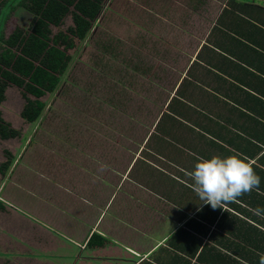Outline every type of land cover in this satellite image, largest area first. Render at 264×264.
<instances>
[{
	"label": "rangeland",
	"instance_id": "1",
	"mask_svg": "<svg viewBox=\"0 0 264 264\" xmlns=\"http://www.w3.org/2000/svg\"><path fill=\"white\" fill-rule=\"evenodd\" d=\"M183 14L176 0L105 1L90 34L84 40L73 39V48L66 51L69 67L54 92L38 98L45 108L34 123L19 115L25 103L22 92L11 85L5 89L1 118L18 136L0 140V264H71V257L56 245L31 242L38 234L26 228L28 222L19 213L50 226L56 238H71L73 231L80 234L77 224L70 225L72 211L67 210L74 204L78 168L92 162L93 146L105 144L103 133L109 129L118 135L105 137L106 141L136 140L166 100L165 90L175 82L182 84L173 68H182L193 52L190 49L197 47L188 44L186 28L177 26ZM28 19L27 13L19 20L9 15L2 34L7 36ZM71 25L67 16L50 30L65 33ZM88 189L92 194L98 191L95 185ZM36 191L42 199L33 202ZM85 200L93 210L106 203L100 195ZM73 241L76 252L82 251L80 245L85 248L82 241Z\"/></svg>",
	"mask_w": 264,
	"mask_h": 264
},
{
	"label": "crops",
	"instance_id": "2",
	"mask_svg": "<svg viewBox=\"0 0 264 264\" xmlns=\"http://www.w3.org/2000/svg\"><path fill=\"white\" fill-rule=\"evenodd\" d=\"M176 1L186 12L178 18L177 26L186 28L183 32L188 44L196 43L197 46L190 49L193 52L182 68H173L182 73L179 76L182 84L167 92L158 114L151 118L146 131H139L136 140L129 139L130 146L129 143L106 141V138L118 135L108 128L103 133L105 144L93 146L92 162L89 161L84 169L78 168L81 176L73 182L77 185L72 191L74 204L67 210L72 211L68 220L70 225L77 224L80 234L76 236L73 231L71 238H56L50 233V226L34 223L37 221L16 211L28 222L26 228L38 234L35 239L29 238L31 242L56 245L55 248H61L71 257V264H153L154 257L159 255L157 250L165 247L166 239L205 204L189 189L192 180L187 172L194 170L199 158L206 159L210 153L221 149L220 116H223V104L232 103L225 95L233 96L235 78L239 80L243 75L246 82L254 78L239 68L234 70L230 59L219 51L203 50V46L215 42L218 39L215 35L226 29L223 25L233 17L229 11L234 13L236 9L235 14L244 21L246 15L238 11L241 6L264 9V0ZM248 27L243 26L245 31ZM235 30L241 32L239 28ZM184 81L192 83L193 87L184 89L180 95ZM174 95L176 102L172 110L176 108L179 112L161 117L173 102ZM107 165L109 168L105 167ZM81 177L89 179L88 182ZM94 185L98 190L95 194L89 189L86 191ZM94 195H100L106 201L96 210L91 208L89 201L85 202ZM33 196V202L42 199L38 191ZM19 207L23 209L21 205ZM26 210L29 213L28 207ZM58 215L64 216L60 212ZM93 235L98 237L96 241L102 238L103 243L88 245ZM73 239L82 241L85 248L80 245L81 252L75 251Z\"/></svg>",
	"mask_w": 264,
	"mask_h": 264
},
{
	"label": "trees",
	"instance_id": "3",
	"mask_svg": "<svg viewBox=\"0 0 264 264\" xmlns=\"http://www.w3.org/2000/svg\"><path fill=\"white\" fill-rule=\"evenodd\" d=\"M105 1L0 0V103L5 89L15 86L25 100L19 114L21 119L28 123L37 121L45 108L38 98L54 92L69 67L66 51L73 48V39L84 40L90 34ZM238 11L246 15H242L246 20L235 14L236 9L234 13L229 11L233 17L223 25L227 30L218 32L215 35L218 39L209 44L211 47L203 46V50L219 51L230 59L234 70L246 71L254 80L246 82L243 75L239 80L235 78L232 94L236 97L225 95L232 103L223 104V116H220L221 149L206 159L230 155L246 159L260 177L259 189L225 204L224 209H213L205 203L166 239L165 247L157 250L159 255L154 257L153 264H260V255L264 254V9H245L242 5ZM26 13L27 24L15 26L7 36L2 34L1 27L9 15L19 20ZM67 16L72 25L65 33L52 34L50 27H59ZM244 24L249 25L247 31ZM133 70L139 71L136 67ZM176 73L181 76L178 69ZM175 84L165 90L164 96ZM189 87L193 84L184 81L180 95ZM172 98L161 117L179 112L176 108L172 110L176 95ZM17 136L18 132L0 114V140ZM254 209H260V215L254 214ZM97 238L93 235L88 245H101L104 240L99 237L96 241Z\"/></svg>",
	"mask_w": 264,
	"mask_h": 264
},
{
	"label": "clouds",
	"instance_id": "4",
	"mask_svg": "<svg viewBox=\"0 0 264 264\" xmlns=\"http://www.w3.org/2000/svg\"><path fill=\"white\" fill-rule=\"evenodd\" d=\"M187 175L194 181L189 185L192 190L213 209H224L225 204L251 193L253 189H259L260 185V177L253 165L237 155L199 158L194 170L187 172ZM253 212L260 215V209ZM260 264H264V254L260 255Z\"/></svg>",
	"mask_w": 264,
	"mask_h": 264
}]
</instances>
